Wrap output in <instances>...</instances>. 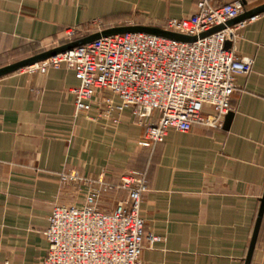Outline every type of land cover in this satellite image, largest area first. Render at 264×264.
<instances>
[{"label": "crops", "instance_id": "obj_1", "mask_svg": "<svg viewBox=\"0 0 264 264\" xmlns=\"http://www.w3.org/2000/svg\"><path fill=\"white\" fill-rule=\"evenodd\" d=\"M197 2L0 0V69L68 44L67 30L79 38L160 27L191 16ZM218 3L251 11L264 0ZM238 34L234 47L254 66L236 80L229 129L170 131L152 148L139 145L145 131L129 112L117 126L76 118L71 90L79 81L65 65L1 78L0 264H38L53 208L82 206L87 180L117 182L130 170L146 173L141 217L146 235L159 238L146 244L142 264H246L264 197V16ZM250 264H264V216Z\"/></svg>", "mask_w": 264, "mask_h": 264}, {"label": "built area", "instance_id": "obj_2", "mask_svg": "<svg viewBox=\"0 0 264 264\" xmlns=\"http://www.w3.org/2000/svg\"><path fill=\"white\" fill-rule=\"evenodd\" d=\"M245 12L236 3L198 0L191 16L167 19L160 26L197 37L196 42L145 33L114 35L27 69L45 71L65 65L74 71L79 81L71 90L75 117L93 115L98 121L117 126L129 112L145 131L141 147L163 143L170 131L185 134L195 126L223 130L226 117L233 112L236 80L249 75L254 66L253 59L240 57L234 47L239 30L264 14L199 37ZM66 37L69 43L84 38H78L75 30H67ZM154 113L159 114L156 121L152 120ZM77 181L85 183L86 179ZM86 185L89 189L82 206L53 208L45 232L46 255L38 264H142L146 244L153 246L159 241L152 234L146 235L141 217L144 196L149 192L146 173L130 170L117 182L102 176L87 180ZM112 196L113 207L105 209L103 202Z\"/></svg>", "mask_w": 264, "mask_h": 264}, {"label": "water", "instance_id": "obj_3", "mask_svg": "<svg viewBox=\"0 0 264 264\" xmlns=\"http://www.w3.org/2000/svg\"><path fill=\"white\" fill-rule=\"evenodd\" d=\"M262 14H264V5L254 9V10L246 11L238 19L233 20V21L227 23L226 25H221V26L215 27L211 31L200 35L199 38L200 39L206 38L212 34H215L217 32L224 30L226 26L230 27V26L236 25L240 22L246 21L248 19L254 18V17L262 15ZM128 33H145V34H150V35H154V36H158V37H162V38H166V39H170V40H174V41H178V42H183V43H193V42H196L198 39L197 37H188V36L181 35L178 33L169 32V31H166L160 27H155V26L134 25V26L113 27V28H109V29L103 30L101 32L86 36L84 38L75 40V41L70 42L64 46L59 47V48L49 50V51L44 52L42 54H39L35 57H32L30 59H27V60L12 64L9 66H6L4 68H1L0 69V79L5 77V76L16 73V72H18L24 68H27L29 66L44 62V61H46L52 57H55L58 54L65 53V52L70 51L76 47H80V46H84V45H87L89 43H92V42H94V41H96L102 37L128 34ZM226 47L229 48L230 43H227ZM232 118H233V113L231 112L225 119V124L223 127L224 130L229 129ZM263 216H264V197L262 199V205H261V209H260V212L258 215V219H257L255 231H254V236H253V239L251 242L250 252H249V256L247 258L246 264H250L252 254H253V251H254L255 246H256V242H257V238H258V234H259V230H260V226L262 223Z\"/></svg>", "mask_w": 264, "mask_h": 264}, {"label": "rangeland", "instance_id": "obj_4", "mask_svg": "<svg viewBox=\"0 0 264 264\" xmlns=\"http://www.w3.org/2000/svg\"><path fill=\"white\" fill-rule=\"evenodd\" d=\"M106 203L108 204L107 209H111L114 205L113 196L105 199Z\"/></svg>", "mask_w": 264, "mask_h": 264}]
</instances>
